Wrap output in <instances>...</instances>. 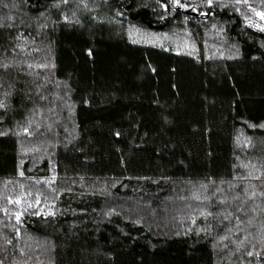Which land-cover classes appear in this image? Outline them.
Returning <instances> with one entry per match:
<instances>
[{"label":"trees","instance_id":"1","mask_svg":"<svg viewBox=\"0 0 264 264\" xmlns=\"http://www.w3.org/2000/svg\"><path fill=\"white\" fill-rule=\"evenodd\" d=\"M181 1L0 0L3 264H264V0Z\"/></svg>","mask_w":264,"mask_h":264},{"label":"snow or ice","instance_id":"2","mask_svg":"<svg viewBox=\"0 0 264 264\" xmlns=\"http://www.w3.org/2000/svg\"><path fill=\"white\" fill-rule=\"evenodd\" d=\"M70 2H71V0H61V3L64 4V5H68ZM216 2H218V0H205L206 6H207L208 8H211V7L213 6V4L216 3ZM79 3H80L81 5H83V7H85V8L88 7V5L85 3V0H79ZM157 3L159 4L160 8H162V9L165 10V12H167L169 5H170L172 8H178V9H182V8H186V7H187V5L183 4V3L181 2V0H168V3H167V4L162 3L161 0H157ZM235 3H236V4H242V3H243V4H247V0H235ZM7 6H8L7 4L4 5V7H7ZM57 6H59V5H57ZM223 6H224V7H227V5H223ZM192 10H193V11H196V8H193ZM251 10H252V11H255L254 9H251ZM236 11L239 12L240 9L237 8ZM200 14H201V15H206V13H200ZM75 15H76V13L73 12V16H75ZM117 15H121V13H117ZM255 15H257L258 17H260L261 20H264V13H262V12H255ZM163 18H164V16H161V19H163ZM11 19H12L11 16H8V17H7V20L10 21ZM64 20H65V22H68V17H67L66 15L64 16ZM246 23L248 24V26H253V25L251 24V22L248 21L247 19H246ZM5 26H7V27H11V25H5V24H3V23H0V27H5ZM257 27H259V26L257 25ZM259 30H260V31H264V27H259ZM16 39H20V37L17 36ZM133 42L135 43L136 41H133ZM89 55H91V52H89ZM0 67H2L5 71H7L10 67H12V65H10V64H8V63H3V64H0ZM28 67L31 68L32 65L29 64ZM9 87H12V86L10 85ZM38 91H39V89H38ZM11 95H12V92H11V91H5V92L3 93V98H0V110H4V111H7V110H8L7 99H8ZM29 99H31L30 96H29ZM39 99H40V100H44V99H46V97H44V96L41 95V96H39ZM28 123H29V126H28V127H24V129H23L25 134H29V127L32 125L33 121H32L31 119H29ZM0 135H4V133H0ZM116 135L119 136L120 133L117 132ZM244 167H249V165H245ZM251 167H252V168H255V165H251ZM20 175L22 176L23 173L21 172ZM54 179H55V178H53L52 181H44V182H45V183H52V182H54ZM233 179L235 180V179H237V178H236V177H233ZM240 179H241V180H248V179H251V180H261L262 183H264V171H262L260 175H254L253 173L249 172V174H248L247 176H241ZM236 187H237V185H235V184H231V183H230V188H236ZM201 188H204L205 191L208 190V187H207L206 184H202V185H201ZM216 191H221V190H220L219 188H217ZM243 191H244V195L247 196V200L241 202V206L238 207V208L236 209L237 212H241V211L243 210V206H244V204H246L248 200H254V198H255L258 194H259L261 197H264V190H261L259 193H257V192L255 191V189H253V190L251 191V194H250V195L248 194V189H244ZM29 195H31V193H29ZM213 195H215V193H213ZM193 198L196 199V200H198V201L201 200V197H200L199 195H196V194H194ZM203 199H204V200H208V199H210V197H208V196H204ZM233 200H240V196H239V195L234 196V197H233ZM202 202H203V201H201V203H202ZM8 203H9V204L20 205V204H21V199H20V198H17V199H15V200H13L12 198H9ZM36 203H37V204L40 203V197H39V196H37V198H36ZM218 203L221 204V205H223V204L227 203V201L221 199V200L218 201ZM28 207L31 208L32 205L29 204ZM3 211L5 212L6 215L8 214L7 209H4ZM201 214L204 215L206 218H207V217H211V216H213V212H211V211H207V210L202 211ZM21 215H22V212H17V213L15 214V219H16V221H17L18 224L20 223ZM36 215H40V213L37 212ZM49 215H52V213H49ZM231 217H233V213L230 212V211L225 210V213L222 214V221L229 220ZM235 219H236V221H237V224L235 225V227H236L237 229H239V228H240V224L242 223V221H241V217H240V216H236ZM193 223H195V220H193ZM248 223L251 225V223H252L251 219L248 220ZM210 227H211V226H210ZM227 232H232V228H228V229H227ZM17 234L19 235V231H18V230H17ZM261 238H262V240H264V235H262ZM227 239H228V236H226V235L220 237V241H224V240H227ZM245 239H247V237H245ZM243 243H244V241H239V245H242ZM237 250H238V249H237ZM254 254L257 255V256L260 255V253H254V252H252V251H248V252H247V255H248L249 257L253 256ZM0 264H3V262L0 261Z\"/></svg>","mask_w":264,"mask_h":264},{"label":"rangeland","instance_id":"3","mask_svg":"<svg viewBox=\"0 0 264 264\" xmlns=\"http://www.w3.org/2000/svg\"><path fill=\"white\" fill-rule=\"evenodd\" d=\"M182 2V1H181ZM183 4L187 5L188 8H190L188 3L182 2ZM243 4V3H242ZM245 6H253L252 3L247 1V4H243ZM251 9H254L255 11H252ZM247 11H249V20L251 22V24L253 25L252 27L259 29V27H264V20H261L260 17H258L257 15H255V12H262L264 13V10L262 9H255V8H249ZM251 18V20H250ZM257 25L259 27H257Z\"/></svg>","mask_w":264,"mask_h":264},{"label":"water","instance_id":"4","mask_svg":"<svg viewBox=\"0 0 264 264\" xmlns=\"http://www.w3.org/2000/svg\"><path fill=\"white\" fill-rule=\"evenodd\" d=\"M182 12L188 15H197V13L195 11L192 10V8H182Z\"/></svg>","mask_w":264,"mask_h":264}]
</instances>
